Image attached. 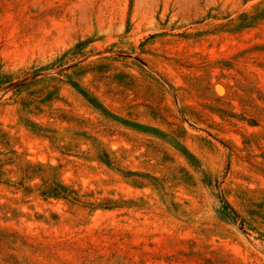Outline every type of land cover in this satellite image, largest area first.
<instances>
[{"label":"rangeland","instance_id":"rangeland-1","mask_svg":"<svg viewBox=\"0 0 264 264\" xmlns=\"http://www.w3.org/2000/svg\"><path fill=\"white\" fill-rule=\"evenodd\" d=\"M259 205L264 0H0V264H264Z\"/></svg>","mask_w":264,"mask_h":264},{"label":"trees","instance_id":"trees-1","mask_svg":"<svg viewBox=\"0 0 264 264\" xmlns=\"http://www.w3.org/2000/svg\"><path fill=\"white\" fill-rule=\"evenodd\" d=\"M224 205H225V208H227V209H229V211L235 216V217H237V213H236V211L228 204V203H226V202H224ZM260 206V208L259 207H255V212H258L259 210H263L264 209V206L263 205H259ZM240 225H241V227L243 228V225H242V223H240Z\"/></svg>","mask_w":264,"mask_h":264}]
</instances>
